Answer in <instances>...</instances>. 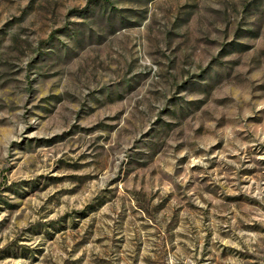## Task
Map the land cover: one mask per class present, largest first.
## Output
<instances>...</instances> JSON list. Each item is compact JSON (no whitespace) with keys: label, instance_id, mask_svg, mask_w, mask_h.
Returning <instances> with one entry per match:
<instances>
[{"label":"rangeland","instance_id":"rangeland-1","mask_svg":"<svg viewBox=\"0 0 264 264\" xmlns=\"http://www.w3.org/2000/svg\"><path fill=\"white\" fill-rule=\"evenodd\" d=\"M0 264H264V0H0Z\"/></svg>","mask_w":264,"mask_h":264}]
</instances>
